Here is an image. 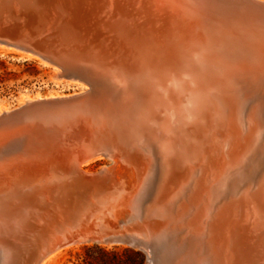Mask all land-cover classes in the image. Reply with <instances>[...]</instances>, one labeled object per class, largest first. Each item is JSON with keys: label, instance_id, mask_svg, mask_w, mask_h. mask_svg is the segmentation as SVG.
Returning <instances> with one entry per match:
<instances>
[{"label": "bare ground", "instance_id": "6f19581e", "mask_svg": "<svg viewBox=\"0 0 264 264\" xmlns=\"http://www.w3.org/2000/svg\"><path fill=\"white\" fill-rule=\"evenodd\" d=\"M251 1L264 5L13 0L14 11L2 7L0 39L36 49L47 36L54 59L22 56L77 89L23 93L15 110L0 106V234L15 221L40 228L53 208L87 205L97 216L134 213L137 239L149 244L132 245L147 255L144 264H264L248 252L264 256L257 237L264 233V7ZM12 114L20 118L13 125ZM97 160L102 166L86 168ZM104 180L131 198L70 201L76 189Z\"/></svg>", "mask_w": 264, "mask_h": 264}, {"label": "water", "instance_id": "95a60500", "mask_svg": "<svg viewBox=\"0 0 264 264\" xmlns=\"http://www.w3.org/2000/svg\"><path fill=\"white\" fill-rule=\"evenodd\" d=\"M21 1L24 2V0ZM26 1L28 2V0ZM12 2L13 0H0V9L5 6L10 8L11 11H14ZM252 3L256 6L264 7V5L255 2ZM24 5L26 4L24 3ZM27 9L33 10L28 7ZM4 27L5 29H17L14 23L5 24ZM23 41L24 40L6 41L0 39V47L18 51L23 56L36 55L48 60L55 58V56L51 54V50H53L55 44H53L47 36H42L36 42V49L23 43ZM63 68L68 74V68L66 66H63ZM16 108L11 107L10 110L12 111ZM13 115L14 114L8 118L9 121L11 120V125L15 124V122L20 119L18 118L16 120V116L13 117ZM5 124H7V122L3 125ZM108 183L107 180H104L101 185L95 188L89 187L85 190L76 189V191L71 194L70 201L74 202L80 199V201L83 202L91 196L95 197L98 202L104 201L106 196L117 198L120 202L124 199L128 200L131 198L132 195L130 192L119 191L117 188L114 189L110 186L111 184ZM60 207L61 209L58 208V210L57 208L50 210L51 212L49 214L51 216L45 217L40 227L43 229L37 226L34 230L29 231L28 226L32 221L31 223L29 221L25 222V224L20 221H15L11 229L3 231L0 234V238L2 239L0 245V264H40L47 260L57 250L76 243L100 244V242L110 241L113 244H127L132 246L142 243L145 247L149 246L147 242L145 243L137 239L138 222H136L134 213L126 217H118L112 213L97 216L94 212V208L87 207V205L86 208L84 207L82 210L77 209L75 211L73 209L69 210V206L63 205ZM38 230H43V233H37ZM257 237H259L260 240H264V233H257ZM248 252L252 254L250 256L254 261L255 259L257 260L264 257L259 253L257 255L254 251ZM144 256V260L146 261L147 255L144 254Z\"/></svg>", "mask_w": 264, "mask_h": 264}, {"label": "rangeland", "instance_id": "374dc122", "mask_svg": "<svg viewBox=\"0 0 264 264\" xmlns=\"http://www.w3.org/2000/svg\"><path fill=\"white\" fill-rule=\"evenodd\" d=\"M0 50V106L16 108L23 93L44 96L55 92L68 94L76 91L77 87L74 85L54 83L50 78V68L36 59L23 57L18 51L2 48ZM102 161L91 162L86 168L97 169L102 166ZM88 247L90 249H87ZM140 251L125 244L107 246L89 243L64 251L55 264H138L136 253H142Z\"/></svg>", "mask_w": 264, "mask_h": 264}, {"label": "trees", "instance_id": "16d2710c", "mask_svg": "<svg viewBox=\"0 0 264 264\" xmlns=\"http://www.w3.org/2000/svg\"><path fill=\"white\" fill-rule=\"evenodd\" d=\"M96 248H98V249H100V250H102L103 252H104V250L102 249V248H100V247H97L96 246ZM87 249H90V247H88ZM141 252V251H140ZM137 254V256H138V264H143V261H144V255H143V252L142 253H136Z\"/></svg>", "mask_w": 264, "mask_h": 264}]
</instances>
